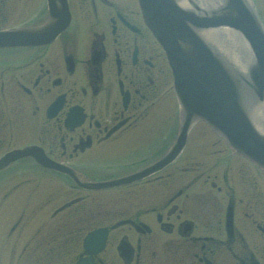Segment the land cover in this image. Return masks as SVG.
I'll use <instances>...</instances> for the list:
<instances>
[{"label":"flooded vegetation","instance_id":"obj_1","mask_svg":"<svg viewBox=\"0 0 264 264\" xmlns=\"http://www.w3.org/2000/svg\"><path fill=\"white\" fill-rule=\"evenodd\" d=\"M13 32L22 43L0 45V158L33 147L59 167L28 156L0 169V208L22 207L0 264H264L263 169L203 122L211 141L195 124L173 161L151 167L180 120L168 119L171 68L138 0H0V34ZM101 228L93 252L86 237Z\"/></svg>","mask_w":264,"mask_h":264},{"label":"water","instance_id":"obj_2","mask_svg":"<svg viewBox=\"0 0 264 264\" xmlns=\"http://www.w3.org/2000/svg\"><path fill=\"white\" fill-rule=\"evenodd\" d=\"M146 19L164 46L175 75V91L182 105L178 140L156 169L182 149L193 121L205 120L240 154L264 168V133L255 122V110L264 101V27L252 0H220L203 7L197 0H139ZM229 27L240 33L252 52L247 65H231L206 33ZM19 32V31H18ZM22 34H0V45L22 43ZM36 154L31 148L8 153L0 169L14 160ZM149 171V170H148ZM147 172L113 181L86 184L94 189L134 181ZM99 235V231L92 236ZM83 264V263H81Z\"/></svg>","mask_w":264,"mask_h":264},{"label":"bare ground","instance_id":"obj_3","mask_svg":"<svg viewBox=\"0 0 264 264\" xmlns=\"http://www.w3.org/2000/svg\"><path fill=\"white\" fill-rule=\"evenodd\" d=\"M203 6L217 4L220 0H199ZM207 37L218 40L222 50L232 60L231 65L241 67L239 65H247L248 59L251 57V51L242 35L230 28L219 27L207 31ZM257 109L264 111V103ZM259 128L264 130V119L261 118Z\"/></svg>","mask_w":264,"mask_h":264},{"label":"rangeland","instance_id":"obj_4","mask_svg":"<svg viewBox=\"0 0 264 264\" xmlns=\"http://www.w3.org/2000/svg\"><path fill=\"white\" fill-rule=\"evenodd\" d=\"M260 13H261V16L262 18L264 19V10H259ZM165 107H167V112H168V119L170 120L171 124L174 125L176 123H178L179 119H180V107H179V104H178V101L176 99V97L174 96L173 92L170 93L168 95V97L166 98L165 100V104H164ZM203 129V134L206 133V136L205 137L207 140L209 139H212L213 137V133L208 129L206 128L203 123H198L196 124V126L194 127V129L192 131L196 132L197 134H200L201 132H197L196 129ZM193 132V134H194ZM192 133V132H191ZM211 141V140H209ZM61 186L60 184H57V189L60 191L59 193V196H62L63 195V191L61 190ZM1 189V188H0ZM3 194V193H1ZM16 196L19 198V190H17V192L15 193ZM11 199L13 198H10L9 200H7L8 202L5 203L4 206H1L0 208V239L3 237V234L5 232V229L10 221V219L15 220V218L18 216L19 214V211L21 210V206L20 204H18L17 207H13V203L12 202H9ZM14 209L16 211H14ZM29 211L27 210L26 213H28ZM39 219H36L35 222H37ZM11 221V222H12ZM8 252V251H6ZM4 254H7L5 257H4V261L8 262V256L9 254L8 253H4ZM3 255V253H2ZM17 253L16 254H13V256L11 255V260H13L14 257L17 258ZM15 260L12 261V263H14Z\"/></svg>","mask_w":264,"mask_h":264}]
</instances>
